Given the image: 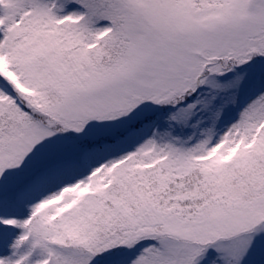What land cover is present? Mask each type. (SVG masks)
Instances as JSON below:
<instances>
[{"label": "snow or ice", "instance_id": "obj_1", "mask_svg": "<svg viewBox=\"0 0 264 264\" xmlns=\"http://www.w3.org/2000/svg\"><path fill=\"white\" fill-rule=\"evenodd\" d=\"M0 264H264V0H0Z\"/></svg>", "mask_w": 264, "mask_h": 264}]
</instances>
